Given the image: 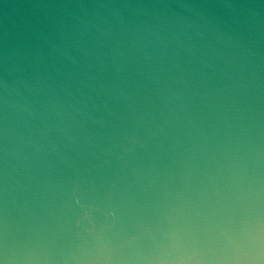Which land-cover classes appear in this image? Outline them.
<instances>
[{
    "label": "water",
    "instance_id": "95a60500",
    "mask_svg": "<svg viewBox=\"0 0 264 264\" xmlns=\"http://www.w3.org/2000/svg\"><path fill=\"white\" fill-rule=\"evenodd\" d=\"M0 264H264V0H0Z\"/></svg>",
    "mask_w": 264,
    "mask_h": 264
}]
</instances>
